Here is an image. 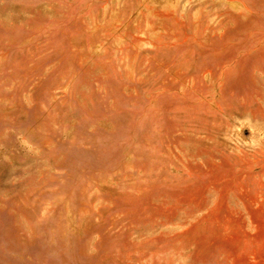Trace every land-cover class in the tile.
Instances as JSON below:
<instances>
[{
  "label": "rangeland",
  "instance_id": "1",
  "mask_svg": "<svg viewBox=\"0 0 264 264\" xmlns=\"http://www.w3.org/2000/svg\"><path fill=\"white\" fill-rule=\"evenodd\" d=\"M0 264H264V0H0Z\"/></svg>",
  "mask_w": 264,
  "mask_h": 264
}]
</instances>
